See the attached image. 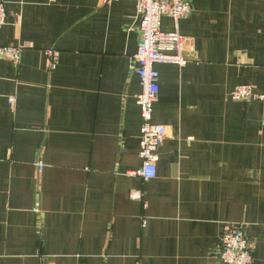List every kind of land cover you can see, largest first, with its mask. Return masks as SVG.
Wrapping results in <instances>:
<instances>
[{"label":"crops","instance_id":"1","mask_svg":"<svg viewBox=\"0 0 264 264\" xmlns=\"http://www.w3.org/2000/svg\"><path fill=\"white\" fill-rule=\"evenodd\" d=\"M0 1V47H24L0 58V264H220L238 224L264 264V100L229 97L264 95V0H186L187 17L162 18L189 49L155 67L167 137L148 182L132 175L135 1Z\"/></svg>","mask_w":264,"mask_h":264},{"label":"built area","instance_id":"2","mask_svg":"<svg viewBox=\"0 0 264 264\" xmlns=\"http://www.w3.org/2000/svg\"><path fill=\"white\" fill-rule=\"evenodd\" d=\"M119 1L124 0H101L102 4ZM134 1L139 42L131 68L141 87L137 105L142 124L139 130L138 151L141 165L139 170L132 175L148 182L156 177L157 152L167 137L163 126L152 123V108L159 93L158 72L155 67L158 65L185 66L186 53L189 49L177 29L173 32L161 30V20L167 17L177 24L180 19L190 14L191 7L186 0ZM6 17L4 3L0 1V29L5 25ZM23 49V46L0 47V58L17 64ZM46 55L50 59V67L54 68L57 62L56 53L48 50ZM229 97L234 102L264 100V95L254 94L253 88L249 85L235 87ZM8 104L14 105L13 98H9ZM37 168L40 171L42 165L38 164ZM130 197L132 200H141L142 196L138 192H132ZM217 252L220 264H253L254 262L252 245L246 237L245 227L241 224L224 227Z\"/></svg>","mask_w":264,"mask_h":264}]
</instances>
